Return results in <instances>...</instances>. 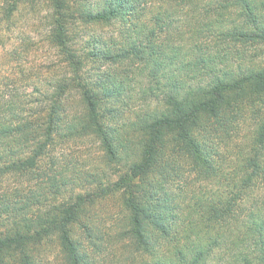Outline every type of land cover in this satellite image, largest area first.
I'll return each mask as SVG.
<instances>
[{"label":"trees","instance_id":"obj_1","mask_svg":"<svg viewBox=\"0 0 264 264\" xmlns=\"http://www.w3.org/2000/svg\"><path fill=\"white\" fill-rule=\"evenodd\" d=\"M51 1L59 63L27 74L14 41L18 70L0 83V264H105L87 247L100 252L94 212L111 199L132 264H264V0ZM19 3L0 0V15ZM247 112L243 147L218 159L209 126L223 144ZM86 138L102 167L62 164Z\"/></svg>","mask_w":264,"mask_h":264},{"label":"rangeland","instance_id":"obj_2","mask_svg":"<svg viewBox=\"0 0 264 264\" xmlns=\"http://www.w3.org/2000/svg\"><path fill=\"white\" fill-rule=\"evenodd\" d=\"M19 9L14 13L10 20H6L0 15V22H17L11 29H8L4 24L0 26V83H2L3 72H9L11 69L18 70V63L11 58L12 43L16 41L19 47L26 48L29 52L27 60V74L42 76L47 74L53 67L54 63H59V53L50 43L49 27L50 22H54V9L52 8L51 0H19ZM88 28L89 36L109 37L116 33L115 26H100L93 25ZM83 30V36H88ZM4 43L6 46L1 47ZM13 61L10 65L7 62L9 59ZM14 70L9 72L15 73ZM8 80H5L3 85H6ZM29 88V86H28ZM252 113L247 112L245 115H239L235 126L225 138V142L221 144L222 132H218L215 126H209V142L217 145L219 148L217 158L234 156L244 145V137L250 135V126ZM99 144L92 138L78 140L66 145L60 156L62 164H68L71 167H78L80 170L93 171L101 168V155ZM190 162L183 160L177 163L174 169L170 170L169 184H174L177 187L181 182V178L186 174L190 166ZM94 214L99 224V237L96 240L97 247L100 252L93 248L90 249L88 242L87 251L94 254L98 261H104L105 264H132L140 259L139 252L134 244H130L126 237V223L124 221V212L116 199H111L100 204ZM155 238H152V242ZM97 250V251H95ZM57 264H63L62 259L55 258Z\"/></svg>","mask_w":264,"mask_h":264}]
</instances>
